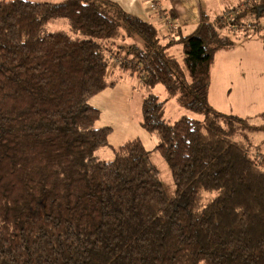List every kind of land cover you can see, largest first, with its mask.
Masks as SVG:
<instances>
[{"label": "trees", "instance_id": "obj_1", "mask_svg": "<svg viewBox=\"0 0 264 264\" xmlns=\"http://www.w3.org/2000/svg\"><path fill=\"white\" fill-rule=\"evenodd\" d=\"M245 4L163 43L110 0H0V264H264V150L246 136L264 125L207 93L213 54L231 43L220 29L264 18V0ZM56 17L83 36L43 31ZM112 59L201 116L172 122L158 95L142 99L171 192L139 138L94 154L111 127L88 101L115 86Z\"/></svg>", "mask_w": 264, "mask_h": 264}, {"label": "rangeland", "instance_id": "obj_2", "mask_svg": "<svg viewBox=\"0 0 264 264\" xmlns=\"http://www.w3.org/2000/svg\"><path fill=\"white\" fill-rule=\"evenodd\" d=\"M36 1L55 2L61 0ZM245 2H243L242 5H238L239 2H237V4L232 6L228 5L227 3H223V12H228L230 13V16H235L236 14H238V9H244L243 7H245L246 5ZM234 6H236L234 10H227L230 8H234ZM223 12H219V14L221 13L220 15H222ZM228 13H226L225 15H228ZM226 18L228 19V16ZM226 24L227 26L220 29L219 35H221L222 38L230 39L231 43L228 45L229 47L226 51H223L222 53L216 52L214 78L217 81L218 90L216 94L211 98V106H213L212 104H215L222 107L221 109L219 108V110L222 112L225 111L224 113L239 114L240 116L246 117L253 125H264V72H261L263 75L262 77L255 78L253 72L252 74H250L245 71L243 73L246 76H240V80L237 78L231 80L229 83V88L228 85L224 81H222V78L220 77L221 73L225 72L228 75L229 71H231V73H237L238 70L239 74L240 68H242L241 66L244 65L242 56H245L247 53L250 54L252 52V47L250 48V50H248L246 49L245 45L240 46L241 41L239 40L248 36L258 38V34H264V18L248 17L243 18L241 21L238 20L234 23L227 22ZM56 29L65 31L67 33L69 32L73 36H83V34H81L80 32L76 33L70 30L68 22L64 18L56 17V19H52L51 21L47 22L43 27V31H55ZM255 30H257L258 33H256ZM185 33H187V31ZM259 37L263 38L264 36L259 35ZM236 41H239V47H237L236 45L235 47H232V45L235 44ZM174 48L180 47L178 45H175ZM116 76H118V78L121 79L122 82L126 83V85H130L132 82L134 84V90L130 92L129 89L126 90V88L122 87L121 89L119 88V90L116 91H105L109 93L104 92L102 94H98L97 96L93 97V100L89 99L88 102L91 105H98L101 110V114L95 122V126L105 125L111 127V133L108 136L109 143L107 144V146L96 150L94 154L95 156L97 155L100 159L111 160L114 158L112 147H117L119 144L124 143L129 139L138 137L140 141L143 142L145 150L149 152L152 163H155L157 165L161 174L160 177L163 185L169 192H171V174L169 172L168 164L159 153L154 151V146L157 144L158 140L154 133H150L146 129H143L140 123L141 115L139 113V107L141 103L140 100H142L140 98H144L150 92L158 95L161 100H164V104L166 106L164 117L172 122L180 115L187 114L188 116L194 118H200L201 116L197 113L195 114L189 111L182 105H179L174 97H169L168 94H166L162 83L155 85L153 88H146L143 84H141L139 74L132 75L129 73V70H118L116 72ZM248 87L253 91L254 88L258 87V91L253 94L252 91L248 90L249 93H247L245 96L240 95V92L238 90L241 91ZM127 95L131 96L128 103H126L125 101L127 99ZM239 101H245L246 106H253L248 107L247 110H241V104L238 103ZM136 110L137 113L134 114ZM136 118L138 120H136ZM246 136H248V138L253 142V145L255 144L260 147L261 151L264 150V129L246 133Z\"/></svg>", "mask_w": 264, "mask_h": 264}, {"label": "crops", "instance_id": "obj_3", "mask_svg": "<svg viewBox=\"0 0 264 264\" xmlns=\"http://www.w3.org/2000/svg\"><path fill=\"white\" fill-rule=\"evenodd\" d=\"M115 2L118 6H121V8L126 10L128 13L132 15H137L143 18L145 21H150L153 23V25L157 28L158 30V35L159 38H161V41L168 42L170 39H178V37L182 34H188L193 31V29L199 24L202 19L207 18L209 21H213L217 16H220L219 12H223V3H227L228 5L232 6L238 3V5H242L243 2L247 0H110ZM154 2L156 4V8H153ZM234 8L227 9L229 11L234 10ZM218 12V13H217ZM219 14V15H218ZM225 14L224 12L222 15ZM211 19V20H210ZM187 31V33H185ZM189 31V32H188ZM258 38H260L258 36ZM254 38V37H246L243 39H240L241 45H245L246 49L250 50L252 47V52L250 54H246L245 56H242L244 65L241 66L240 72L237 73H231L229 71L228 75L223 72L221 73V78L222 81H224L229 88V83L233 79H241L240 76L245 77L246 75L243 72H248L252 74L254 73L255 78H260L262 77V73L264 72V43H263V38L261 37L260 39ZM127 42H132V39L126 38ZM236 39V38H235ZM239 41H236L235 44L232 45V47H239ZM179 46L180 48H174V46ZM229 47V46H228ZM218 48L213 54V62L211 64L210 70H211V76H210V83L208 87V102L211 104V98L216 94L217 92V81L214 78V66H215V56L216 52L217 53H222L223 51H226L227 48ZM174 48V49H173ZM170 52H172L177 60L180 62L182 61V48L179 43H173L170 48ZM120 70L118 68V63L116 62V59L111 60L110 67L108 69V72H111V78H117V81L115 82V86L109 87L104 89L103 91L93 95V97L97 96L98 94H102L105 91H116L121 89L122 87L129 89L130 92L134 90V84L131 82L130 85H126V83L122 82L121 79L116 76V72ZM262 72V73H261ZM215 82V84H214ZM252 91L254 94L255 92L258 91V87L254 88V91L246 88L243 90H238L240 92V95L245 96L249 91ZM109 93V92H105ZM262 94V93H261ZM93 97L91 99L93 100ZM131 96L127 95V99L125 100L126 103L130 100ZM140 99H143L140 98ZM142 102V100H140ZM262 101V100H260ZM239 104H241V110H247L248 107L253 106H246L245 101H239ZM212 107H215L217 110L219 108L221 109L222 107L217 106L215 104H212ZM94 107H97L98 109L99 106L93 105ZM139 107V106H138ZM140 118L142 117V107L140 103ZM139 110V109H138ZM223 110V109H222ZM225 112V111H224ZM137 113V110L134 114ZM101 114V110H100ZM247 114V113H245ZM239 115V114H238ZM130 117V116H129ZM133 117V116H131ZM242 117V116H241ZM134 119V118H133ZM135 120V119H134ZM136 120H138L136 118ZM142 118L140 119L141 122ZM105 126V125H104ZM102 125H98L97 127H104ZM138 138V137H136ZM128 141V140H127ZM122 144V143H121Z\"/></svg>", "mask_w": 264, "mask_h": 264}, {"label": "built area", "instance_id": "obj_4", "mask_svg": "<svg viewBox=\"0 0 264 264\" xmlns=\"http://www.w3.org/2000/svg\"><path fill=\"white\" fill-rule=\"evenodd\" d=\"M151 4H153V8L155 9L156 8V4L154 2H152Z\"/></svg>", "mask_w": 264, "mask_h": 264}]
</instances>
